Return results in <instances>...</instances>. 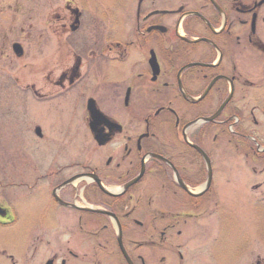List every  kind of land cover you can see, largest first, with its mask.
<instances>
[{
	"label": "flooded vegetation",
	"instance_id": "af4514ba",
	"mask_svg": "<svg viewBox=\"0 0 264 264\" xmlns=\"http://www.w3.org/2000/svg\"><path fill=\"white\" fill-rule=\"evenodd\" d=\"M62 1L32 31L37 105L8 111L14 152L0 127V264L206 262L211 151L247 141L264 165L242 130L264 115V0H128L92 26L85 0Z\"/></svg>",
	"mask_w": 264,
	"mask_h": 264
},
{
	"label": "rangeland",
	"instance_id": "374dc122",
	"mask_svg": "<svg viewBox=\"0 0 264 264\" xmlns=\"http://www.w3.org/2000/svg\"><path fill=\"white\" fill-rule=\"evenodd\" d=\"M127 1L85 0L87 24L95 25L96 19L106 24L111 13H106L107 11L101 6L108 5L109 11L116 12V8L111 5L114 3L117 7L121 2ZM62 4V0H0V39L3 38V54L0 57V127L3 126L4 132L9 133L10 136L14 133L9 142L11 151L19 147L20 138L16 135L17 127L13 126L16 122H11L12 115L8 111L21 109L27 115L30 106L34 103L37 105L26 90V85L31 79L30 59L35 56L34 49H38L39 46L43 49L45 44L37 42V39L33 38L32 31L44 26L51 11L56 10V13L63 15ZM103 13L108 17L104 22ZM49 19L52 21L51 18ZM56 23L58 22L54 24ZM12 42L22 46L21 58H15L11 53L9 45ZM34 67L43 66L36 64ZM259 79H264L263 69L260 70ZM252 104V102L248 103L249 108ZM261 112L260 107L258 112L257 110L254 112L258 122L256 128L246 124L242 130L256 132L254 137L259 142H264V115ZM1 137L0 135L2 141ZM226 144L223 149L224 140H222L219 143V146H222L211 151L214 153L218 170H224L225 180H222L223 187H219L216 193L220 209L218 222L212 226L215 240L206 249V262L201 258L198 262L199 264H264V165L250 155H238L240 152L248 151L247 141L242 145L241 141L230 144L227 140ZM235 144L237 148H234ZM252 170L255 171L254 174ZM213 216L212 214L211 218ZM29 226L27 222L22 223L12 233L22 236L28 232Z\"/></svg>",
	"mask_w": 264,
	"mask_h": 264
},
{
	"label": "water",
	"instance_id": "95a60500",
	"mask_svg": "<svg viewBox=\"0 0 264 264\" xmlns=\"http://www.w3.org/2000/svg\"><path fill=\"white\" fill-rule=\"evenodd\" d=\"M12 50L16 57H20L22 55V49L19 44H13Z\"/></svg>",
	"mask_w": 264,
	"mask_h": 264
}]
</instances>
